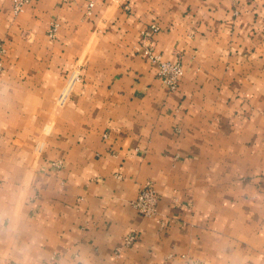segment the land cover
Returning a JSON list of instances; mask_svg holds the SVG:
<instances>
[{"label":"crops","instance_id":"obj_1","mask_svg":"<svg viewBox=\"0 0 264 264\" xmlns=\"http://www.w3.org/2000/svg\"><path fill=\"white\" fill-rule=\"evenodd\" d=\"M0 45V264H264V0H0Z\"/></svg>","mask_w":264,"mask_h":264},{"label":"built area","instance_id":"obj_2","mask_svg":"<svg viewBox=\"0 0 264 264\" xmlns=\"http://www.w3.org/2000/svg\"><path fill=\"white\" fill-rule=\"evenodd\" d=\"M34 0H12V13L14 15H19L24 11V8L32 3ZM239 2L240 0H234ZM92 4H89V8ZM150 30L155 32L157 27L152 25ZM56 31V24H52L49 30V36L53 37ZM149 32L145 31L143 36L146 37ZM4 53L2 46L0 45V70H1V58ZM142 53L146 56L149 62L155 67L156 76L161 79L163 84L167 87L168 91L175 92L178 87L180 80L183 75V68L179 62L165 61L162 57L155 53V51L150 46H145L142 48ZM58 103H63V97H59ZM54 167H59L60 162L53 163ZM159 197L150 183L144 186L132 202V207L145 218H155L157 215V203ZM160 226L163 227L164 223L160 222ZM132 237H127L125 239V245L131 243Z\"/></svg>","mask_w":264,"mask_h":264}]
</instances>
